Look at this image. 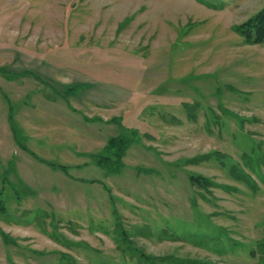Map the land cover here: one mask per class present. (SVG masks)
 Instances as JSON below:
<instances>
[{
	"label": "rangeland",
	"instance_id": "374dc122",
	"mask_svg": "<svg viewBox=\"0 0 264 264\" xmlns=\"http://www.w3.org/2000/svg\"><path fill=\"white\" fill-rule=\"evenodd\" d=\"M263 7L0 0V264H264Z\"/></svg>",
	"mask_w": 264,
	"mask_h": 264
},
{
	"label": "trees",
	"instance_id": "16d2710c",
	"mask_svg": "<svg viewBox=\"0 0 264 264\" xmlns=\"http://www.w3.org/2000/svg\"><path fill=\"white\" fill-rule=\"evenodd\" d=\"M234 29L239 32L245 39L250 42L258 43L264 41V7L258 11L256 14L251 16L247 21L241 23L234 27ZM121 138L115 137L111 138L108 143V147H115L119 145V150H123V142L122 146L120 145ZM120 154V152H117ZM193 183H203L202 186L209 185L212 182L205 179L203 176H191Z\"/></svg>",
	"mask_w": 264,
	"mask_h": 264
},
{
	"label": "crops",
	"instance_id": "0c3cea01",
	"mask_svg": "<svg viewBox=\"0 0 264 264\" xmlns=\"http://www.w3.org/2000/svg\"><path fill=\"white\" fill-rule=\"evenodd\" d=\"M25 73V72H24ZM17 75H20V73H18ZM79 85V84H78ZM74 95V94H73Z\"/></svg>",
	"mask_w": 264,
	"mask_h": 264
}]
</instances>
